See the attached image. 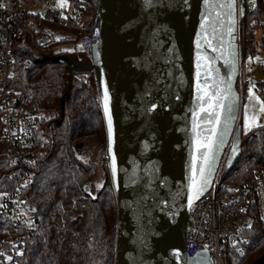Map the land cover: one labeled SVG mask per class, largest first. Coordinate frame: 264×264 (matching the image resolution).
Listing matches in <instances>:
<instances>
[{
	"label": "water",
	"instance_id": "95a60500",
	"mask_svg": "<svg viewBox=\"0 0 264 264\" xmlns=\"http://www.w3.org/2000/svg\"><path fill=\"white\" fill-rule=\"evenodd\" d=\"M98 6L101 38L89 59L58 58L69 81L73 72L95 77L117 206L114 264H214L189 259L186 234L219 168L230 96L240 94L238 0Z\"/></svg>",
	"mask_w": 264,
	"mask_h": 264
},
{
	"label": "trees",
	"instance_id": "16d2710c",
	"mask_svg": "<svg viewBox=\"0 0 264 264\" xmlns=\"http://www.w3.org/2000/svg\"><path fill=\"white\" fill-rule=\"evenodd\" d=\"M82 3L86 9L83 22L63 25L64 31L75 35V42L90 32L99 0ZM67 42L63 39L57 44ZM55 43H39L25 33L16 44L12 83L17 97L25 104H34L41 113L54 110L35 130L32 158L27 162L33 182L21 195L33 208L35 230L19 264H114L117 206L110 175L97 196L85 194L99 163L82 161L74 149L78 138L106 136L95 77L91 73L84 81L80 77L83 73L73 72L69 81L66 62L58 57L71 55L84 60L89 58L88 52L79 55L77 44L59 47ZM241 43L247 59L264 56V0H258L256 8L243 15ZM256 88L264 95V74L256 80ZM237 90L240 92L239 79ZM240 144L232 165L223 167L222 180L230 184H245L253 179L256 169L264 170V110L257 126L242 131ZM98 160L108 168L106 147ZM15 167L0 148V189L14 187L11 173ZM4 231L0 222V241ZM245 237L243 251L237 245L226 248L228 264H253L264 256V221L256 219Z\"/></svg>",
	"mask_w": 264,
	"mask_h": 264
},
{
	"label": "built area",
	"instance_id": "2783aa9c",
	"mask_svg": "<svg viewBox=\"0 0 264 264\" xmlns=\"http://www.w3.org/2000/svg\"><path fill=\"white\" fill-rule=\"evenodd\" d=\"M68 1L0 0V148L4 157L16 166L11 173L14 187L0 189V222L5 226L4 238L0 241V264H19L35 230L33 208L25 202L21 192L33 182L27 162L32 158L34 132L44 119L34 104H25L17 97L13 87L16 44L25 33L32 34L39 43L54 41L57 44L67 36L70 47L77 44L88 53L100 42L99 6L90 32L77 42L73 41L72 32L64 31L65 34L52 25L42 24L43 20L60 26L69 21L82 23L86 14L84 3ZM257 3L258 0H238L239 81L241 95L246 87L252 88L264 102V95L256 88L259 78L256 71L259 69L264 74V56L257 55L246 63L241 43L243 15L254 10ZM223 167L224 163L218 168L211 189L189 211L192 226L186 234V250L192 262L212 258L214 264H228L226 248L237 245L243 251L247 243L246 230L256 219L264 221V170L256 169L251 181L237 185L222 180Z\"/></svg>",
	"mask_w": 264,
	"mask_h": 264
},
{
	"label": "rangeland",
	"instance_id": "374dc122",
	"mask_svg": "<svg viewBox=\"0 0 264 264\" xmlns=\"http://www.w3.org/2000/svg\"><path fill=\"white\" fill-rule=\"evenodd\" d=\"M60 3L69 2L68 0H58ZM43 25H52L57 30L64 32L63 26L42 21ZM68 40L66 44H62V47H70V38L64 36L62 38ZM77 54H81L84 51L83 47L77 45ZM263 56V55H259ZM89 59V58H88ZM84 59L81 61H86ZM246 63L249 59L245 60ZM234 61V65H235ZM233 65V66H234ZM235 67V66H234ZM93 75V74H92ZM91 73L88 75L80 76L84 81L91 78ZM257 77L263 76L261 70L256 71ZM254 89L247 88L244 89L243 94H231L229 103L226 110V115L224 119L223 129L221 132L219 144L214 156L212 170L216 167H220L224 163V169L231 166L236 156L239 153L238 139L240 137L241 131H248L249 129L257 126L260 123V119L263 115L264 104L259 96L254 94ZM54 114V110L46 109L42 112L45 118H48ZM233 142V148H229ZM106 147V136L101 134H93L85 137H81L75 140L74 149L77 156L84 162L98 161L99 169L95 178L89 181L85 188V194L95 197L98 195L102 187L105 185L109 178V170L106 165H103L100 160H98L99 155L103 152ZM111 178V177H110ZM210 185V179L207 181L206 186Z\"/></svg>",
	"mask_w": 264,
	"mask_h": 264
}]
</instances>
